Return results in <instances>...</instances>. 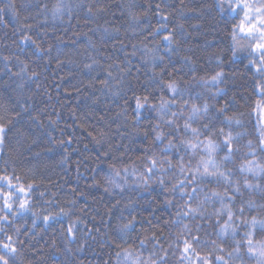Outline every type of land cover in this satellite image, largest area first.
I'll return each mask as SVG.
<instances>
[{
	"label": "trees",
	"instance_id": "1",
	"mask_svg": "<svg viewBox=\"0 0 264 264\" xmlns=\"http://www.w3.org/2000/svg\"><path fill=\"white\" fill-rule=\"evenodd\" d=\"M228 7L0 0L8 264H264L261 33Z\"/></svg>",
	"mask_w": 264,
	"mask_h": 264
},
{
	"label": "snow or ice",
	"instance_id": "2",
	"mask_svg": "<svg viewBox=\"0 0 264 264\" xmlns=\"http://www.w3.org/2000/svg\"><path fill=\"white\" fill-rule=\"evenodd\" d=\"M227 2H228V5H229V7H228L227 10L230 11V12H235L236 9H240V10L249 9V5H248L247 3H240V2H237V3H235V5H234V7H233V5H232V0H227ZM221 8H222V9L224 8V0H221ZM249 11H250V9H249ZM255 11H256L257 13H260L261 15H264V9L257 8V9H255ZM245 18L248 19L249 21L252 20V17L248 15V11H245ZM165 19H166V17H165ZM254 27H255V26L252 25L251 27L248 28V31H249V32H252ZM258 30H259L260 33H261V37H260V39H261L262 42L257 43V44L255 45L254 51H258V52L260 53V58H261V60L264 61V19H262V20L260 21V28H259ZM170 38H171L170 36H166V37H165L166 40H170ZM25 39H29V38H28V37H25ZM89 67H91V66H89ZM221 75H222V73H217V75H216L215 77H213L212 79L215 81V80L218 79ZM168 87H169L174 93L176 92V87H175L173 84L170 83V84L168 85ZM143 107H144V105L141 104V103L139 102V98H137V109H140V108H143ZM199 111H201V109H198V108H196V107H193V108H192L193 115H195V114H196L197 112H199ZM203 111H207V105L204 106ZM174 115H175V114H174ZM185 127L187 128V127H189V126L186 124ZM192 131H193V132H196L195 129H193ZM3 133H4V129H3V127H0V143H2V141H3ZM157 139H160V137L157 136ZM227 142H228V141H227V139H226V143H227ZM155 163H156L155 161H152V164H153V165H155ZM148 171L151 172L152 169L150 168V169H148ZM205 172H207V167H205ZM210 175H215V173H214V172H213V173H210ZM9 207H10V205H9ZM21 207L23 208L24 205L22 204ZM47 219H48V218L45 217V220H47ZM131 226H132L131 223L124 225L125 228H130ZM68 231H69V232L72 231L71 227L68 229ZM8 239L11 240V237H9ZM3 247H4L5 249L11 251V252H15V251H16L15 248L12 247L11 244H5V245H3ZM262 255H264V253H262ZM0 262H2V264H8V261H7L6 259H4L3 256H0Z\"/></svg>",
	"mask_w": 264,
	"mask_h": 264
},
{
	"label": "rangeland",
	"instance_id": "3",
	"mask_svg": "<svg viewBox=\"0 0 264 264\" xmlns=\"http://www.w3.org/2000/svg\"><path fill=\"white\" fill-rule=\"evenodd\" d=\"M243 1H245V3L249 5L250 11L249 9H245V11H248V15L252 17V20L249 21L248 19L245 18V13H244V18L247 24L254 25L255 27L260 28V21L264 19V15L257 13L255 9L257 8L264 9V0H243ZM255 27L253 29H255ZM2 143H0V154H1V149H2ZM262 256L264 257V255Z\"/></svg>",
	"mask_w": 264,
	"mask_h": 264
}]
</instances>
